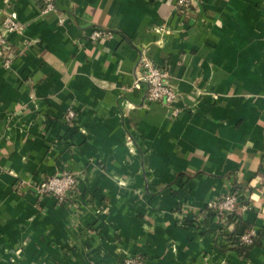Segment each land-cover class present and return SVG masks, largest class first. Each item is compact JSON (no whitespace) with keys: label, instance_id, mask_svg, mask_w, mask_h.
Segmentation results:
<instances>
[{"label":"crops","instance_id":"1","mask_svg":"<svg viewBox=\"0 0 264 264\" xmlns=\"http://www.w3.org/2000/svg\"><path fill=\"white\" fill-rule=\"evenodd\" d=\"M43 1L0 0V28L25 27L12 69L0 59V264H264V239L223 251L235 224L205 213L240 192L264 234V0ZM142 54L177 116L133 87ZM65 169L84 178L68 207L16 191Z\"/></svg>","mask_w":264,"mask_h":264},{"label":"built area","instance_id":"2","mask_svg":"<svg viewBox=\"0 0 264 264\" xmlns=\"http://www.w3.org/2000/svg\"><path fill=\"white\" fill-rule=\"evenodd\" d=\"M178 9H187L202 4L203 0H174ZM44 7L41 11L43 16L57 10L56 0H44ZM64 18L60 19V23ZM24 24L18 19L15 13L8 15L1 24L0 28V59L5 70H11L16 56L12 39L15 36L24 34ZM111 32L104 29H94L91 34L93 41L111 36ZM169 71L159 68L145 55H141L138 63L136 79L133 83L135 89H140L142 85L146 88V98L149 103H162L166 105L170 114L178 115L175 105L180 100L179 91L169 83ZM66 118L73 121L76 114L68 111ZM83 176L65 169L51 177L42 179L37 183L32 181L20 180L17 182L16 191L29 189L37 196L50 195L54 197L60 207H68L69 199L79 187ZM249 205L243 199L240 192L228 193L218 201H212L207 205L206 214H211L213 219L221 225H227L228 216L238 211H247ZM233 224V223H232ZM225 227V226H224ZM256 235L253 231H247L241 235V242L246 246L253 244ZM224 240H226L224 238ZM117 264H148L147 260L140 256H126Z\"/></svg>","mask_w":264,"mask_h":264},{"label":"trees","instance_id":"3","mask_svg":"<svg viewBox=\"0 0 264 264\" xmlns=\"http://www.w3.org/2000/svg\"><path fill=\"white\" fill-rule=\"evenodd\" d=\"M235 224V228L231 233H223L224 236L227 238V241H229V246L222 247L223 251L228 250H235L238 253L245 254V256H248L250 253V250L254 246H258L261 244V240L264 239V234L254 239L253 244L251 246H246L241 242V235L246 232L247 225H245L244 221L242 220L241 214L238 212H235L234 214L228 216L227 218V224Z\"/></svg>","mask_w":264,"mask_h":264}]
</instances>
